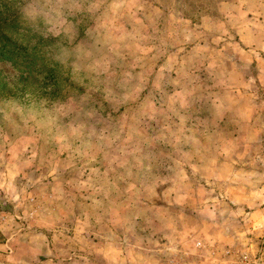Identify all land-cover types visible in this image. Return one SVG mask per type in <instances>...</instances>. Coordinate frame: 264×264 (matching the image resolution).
Listing matches in <instances>:
<instances>
[{"label": "rangeland", "instance_id": "obj_1", "mask_svg": "<svg viewBox=\"0 0 264 264\" xmlns=\"http://www.w3.org/2000/svg\"><path fill=\"white\" fill-rule=\"evenodd\" d=\"M9 13L40 34L0 61V264H264V0Z\"/></svg>", "mask_w": 264, "mask_h": 264}, {"label": "trees", "instance_id": "obj_2", "mask_svg": "<svg viewBox=\"0 0 264 264\" xmlns=\"http://www.w3.org/2000/svg\"><path fill=\"white\" fill-rule=\"evenodd\" d=\"M22 25L21 15L9 13L0 16V61L16 64L32 59L28 54L31 38L38 37L40 33Z\"/></svg>", "mask_w": 264, "mask_h": 264}]
</instances>
